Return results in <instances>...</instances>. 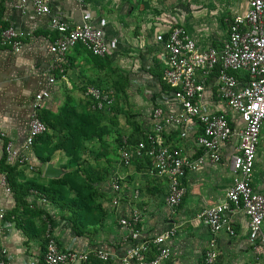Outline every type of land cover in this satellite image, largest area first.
<instances>
[{"label":"crops","instance_id":"obj_1","mask_svg":"<svg viewBox=\"0 0 264 264\" xmlns=\"http://www.w3.org/2000/svg\"><path fill=\"white\" fill-rule=\"evenodd\" d=\"M13 3V0H0V6L3 7L0 26L4 29L12 27L20 34V47L16 51L10 44H2L0 35V158L4 153L5 142H12L15 149L27 158L25 164H19L16 168L17 184L35 182L39 186L50 187L52 191H58L61 196L54 199L56 194L53 197L45 196L38 190L30 189V194L24 197L28 206L23 208L16 204L13 193L5 189L2 183L4 176L0 172V213L4 214L0 219V248L7 249L11 257V259L7 258L8 263L28 264L39 259L44 250L47 231L61 248L80 251L95 246H106L121 254L123 251L121 242L123 229L117 224V217L127 213L131 206H137L143 209L141 227L146 235L154 236L171 226L177 228L175 237L170 241L173 255L165 264H198L202 260L203 252L198 258L195 253H189V255L188 250L189 247H193L194 243L191 242L196 239L198 233L204 235L206 241L202 249L204 251L209 240L208 234L210 236L209 229L192 220L190 229L186 230L183 223L186 219H179L182 216H178V211L184 199L188 201L194 197L201 202L205 198V205H207L205 207L211 206V201L218 200L213 203L215 204L223 199L224 191L231 182L230 156L234 152L235 141L232 144L229 140L225 144L223 159L220 163L205 164L198 171L187 175L184 180L187 193L174 214H169L164 205V197L167 192L166 182L161 178L145 176V163L133 161L130 166L124 167L119 162L118 152L114 150L116 157L109 162V173L103 179L93 181L99 186L103 181L104 190L107 187V197H102L99 193L101 198L99 201L106 213L102 221L88 226L82 235H77L72 228V210L66 204L77 193L75 192L73 195L69 188L64 187L70 184L61 186L57 183V180L63 177V170L60 171V168H65L64 161L66 159L69 162V158L66 156L62 160L63 156L59 154L61 149L54 150L52 144L49 147V145L40 143L39 137L36 140L29 139L27 130L28 120L33 111H36L39 118L47 123L46 133L48 134L56 133L60 126L66 127V122L62 118L56 117V114L59 113L58 109H60L58 101L61 99L57 91L61 88L68 89L65 88V85H61L63 80L70 87L74 84H80L83 87L81 98L86 103L87 109L88 100L83 94L87 86H107L114 89L113 82H117V76L113 78L109 70L106 69V65H111L120 73L126 72L124 74H127L128 79L134 73L151 75L145 81L142 79L144 81L143 88L150 90L149 93L130 92L129 84H126V98H123L128 103L126 123L122 124L124 127L117 126L123 134L131 133L133 129L137 128L142 134L148 130L151 127L150 114L153 107L159 105L157 99L162 87L159 80L161 73L159 56L162 49L160 44L155 42L154 34L165 30L172 24L171 21H175L177 18L182 21L179 14L175 17V12H172L175 0H83L82 2L51 0V14H61L72 25L79 22L83 12L88 11L93 22L103 29L107 38H119L116 51L105 58L94 56L89 52L95 61L96 59L99 61L97 65L88 60V55L86 56L88 51L82 45H77L69 50L67 53L68 72L60 77L49 71L53 56L51 41L56 37V33L48 27L49 16H37L32 12L22 14L15 9ZM206 4H221L224 8L222 13H225L222 21L217 15H213V21L217 24L212 27L210 33L200 36L196 33L198 30L195 25H188L189 29L186 23H182L202 48L219 46L222 43L227 36L229 17L244 10L246 1L207 0ZM101 65L105 69L99 68ZM116 96L118 97L117 93ZM122 101V98H116L112 109L115 114V109L119 105L123 106ZM167 107L171 109L173 105ZM208 108L225 111L227 109L220 100L217 101L216 108L213 105H209ZM51 113H55L52 119H50ZM76 127L81 128L82 125ZM261 136L262 152L259 151L256 161L262 164L260 170H254L252 183L256 190L264 192V123L261 128ZM168 139L179 143L187 150L192 143L191 138L178 140L176 132L173 130ZM232 139L235 140L234 137ZM116 146L117 144L114 145V148ZM61 151L65 154L67 149L62 148ZM44 157H47L46 161L42 159ZM15 161L11 158L7 159L9 164H13ZM65 171L68 173L69 169ZM115 174L123 178L122 197L116 207L111 204L113 195L110 188L111 177ZM219 179L225 182L221 199L219 197L222 193L217 194L216 197L215 191V193L210 192L209 194V191L201 190L202 181L219 182ZM69 181L74 191L77 188L80 191L79 195H84L83 188H78V186L83 182L89 183L88 180H78L79 184L72 179ZM135 189L139 191L137 199L132 198ZM210 191L212 190L210 189ZM87 195L85 197L88 199ZM46 216L50 222H46ZM231 220L237 235L230 236L223 231L218 235L217 252L220 261L218 260L216 264H251L253 254L249 251V246L252 243L247 239V218L243 212H237L231 214ZM252 246L255 248L256 245L252 244ZM256 252L262 251L256 249ZM260 259L262 260V258ZM87 264H120V261L117 258L112 262H101L92 258Z\"/></svg>","mask_w":264,"mask_h":264},{"label":"built area","instance_id":"obj_2","mask_svg":"<svg viewBox=\"0 0 264 264\" xmlns=\"http://www.w3.org/2000/svg\"><path fill=\"white\" fill-rule=\"evenodd\" d=\"M82 2L83 0H77ZM245 9L228 19L227 36L219 46L200 47L186 27L172 22L154 34L161 46L159 63L162 84L158 106L150 114L151 127L135 143L121 133L116 146L119 162L130 166L133 161L145 163V176L166 182L164 205L174 214L187 193L184 180L189 173L205 164H218L223 159L225 144L233 137L234 152L230 156L231 182L219 202L202 209L198 217L209 229V240L198 264H214L218 256V235L223 231L236 236L231 214L243 212L247 218V239L264 252V192L253 187L252 177L264 123V0H245ZM16 10L25 14L49 16L48 27L56 33L51 41L53 53L49 71L64 76L69 50L82 45L94 56L105 58L116 51L119 38H107L103 29L85 11L79 22L69 24L61 14H51V0H13ZM20 34L12 27L1 31L2 44L20 47ZM165 86V87H164ZM164 90V91H163ZM88 109L101 117L108 127L117 130L107 119L114 111L116 92L112 87L87 86L83 92ZM225 110L216 108L217 101ZM168 105H173L168 109ZM168 109V110H167ZM28 137L34 139L47 131L46 123L33 111L28 120ZM178 140L192 139L188 150L169 140L171 131ZM5 151L20 165L27 158L8 141ZM122 176L111 177L112 206L120 203ZM3 185L9 188L3 179ZM138 189L132 193L137 199ZM0 213V219L3 218ZM143 209L131 206L117 217L123 229V251L95 246L85 250L61 248L47 231L45 249L39 259L28 264H87L94 258L120 264H165L172 255L170 241L177 228L171 226L154 236L141 227ZM6 248H0V264H9ZM20 264V263H18Z\"/></svg>","mask_w":264,"mask_h":264},{"label":"rangeland","instance_id":"obj_3","mask_svg":"<svg viewBox=\"0 0 264 264\" xmlns=\"http://www.w3.org/2000/svg\"><path fill=\"white\" fill-rule=\"evenodd\" d=\"M206 2L207 0H175V4L172 6V12L173 11L175 12V15H174L175 17H177L178 16L177 14H179L180 17H182V21H180L179 18H177V20L171 21V22L180 23V24L184 22V24L186 23L188 28H189L188 25L193 24L195 25V28L198 30L196 33L199 34L200 36L210 33L212 31V27L217 24L213 21V15H217L220 21H222V18L225 17L224 15L225 13H222L224 8L222 7L221 4H206ZM169 15L174 17L172 14H169ZM87 53L88 54H86V56L88 55L87 58L89 61H91V63L93 62L95 63V65L99 64V61L97 59L95 61V59L92 58V55L89 52ZM105 67L107 70H109L110 74H112L113 78H116L117 76V82L114 81L113 86L118 95V97L116 96V98H122L123 106L119 105L115 109L116 115L114 116V121L116 122L117 126L124 127L122 124L126 123L125 116L127 114L126 108L128 106L127 101H125L126 99H123L126 96V88H125L126 84H129L128 90H130V92H135V93L137 92V94L144 93V92L149 93L150 90L144 89L142 83L147 78H150L151 75L148 74L147 72H146L147 74L144 73L142 75L134 73L133 76H130L128 79L127 78L128 76H126L127 74H124L126 72L123 71L122 73H120L116 70V68H112L111 65H106ZM99 68L105 69L102 67V65L99 66ZM66 72H68V70ZM107 73L108 71L106 72V74ZM142 79H144V81H142ZM61 85H65V88H68V89L61 88L57 91L59 93L58 94L59 98L61 99L60 101H58L59 102L58 108L60 109H58L59 113L58 115L56 114V117L59 119L62 118L66 122V124L64 123L66 127L60 126V128L57 130L56 133H49V134L44 133L43 135L39 137L38 140H41L40 143L49 145V147L53 145L52 147H54V150L56 149L62 150V148H64V150L67 149L65 153L66 155L64 153H61L62 152L61 150L59 151L60 152L59 154L63 156L62 160H64L66 156H68L69 158V162H67L66 159L64 161L65 168H62V169L60 168V171L63 170L62 171L63 176H65L66 174L65 170L69 169L68 172L72 174L70 179L76 182H78V180H85V179L87 180L88 178H90L88 173H90L91 175L94 174V177L98 175L104 177L110 171L109 162L111 160H114L113 158L116 157L114 153V143L111 142V138L112 136H114L113 132L108 131L103 127H100L96 122H94V120L92 119V116L90 115L91 113L87 109L86 103L81 98L83 87L80 84L79 85L74 84L72 87H70L63 80ZM140 87H142V89H140ZM54 114L55 113H51L50 119H52ZM86 119L91 120V124H89L87 131L88 130L89 132L97 131V133H100V136H93L94 138L93 137L82 138V136L77 135V133L73 132L72 130L69 132V129H71L67 127L69 122H71V125L79 126ZM261 138L262 136L260 133V143L258 145V150H257L258 154H259V151L262 152ZM234 141L235 140L233 139L230 140L232 144H234ZM59 154L57 153V156ZM46 159L47 157L43 158L44 161H46ZM59 160L61 161V159ZM261 164L262 163H259L256 161L254 170H257V169L260 170ZM79 183L80 182H78V184ZM201 183H202L200 186L201 190H204L207 192L209 191V194L210 192L215 191L216 193L215 192L214 193L216 194V197H217V194L222 193L219 199L222 198L223 196L222 190L224 189V186H225L224 180L219 179V182L202 181ZM64 187L69 188V191H71V194L75 195V191L70 187V185H66ZM104 187L105 185L103 181L101 182L100 186L97 183L95 184L93 181H89V190L85 188H83L82 190L84 195H86L89 191H91L92 198L88 200V202L89 204H91V208L94 209V213L95 215H97L98 218L100 217L101 212H102V210L100 209L102 208L101 207L102 204L99 201L101 199L99 196V193H101L102 197L103 196L107 197L108 195L107 187L105 188V190H104ZM210 189L212 191H210ZM32 192H35V191H32ZM185 200L186 199H184L183 204L181 205L178 211L179 213L178 216H182L179 219L181 218L186 219V221H183L185 229L186 230L190 229L189 228L191 226L190 222L192 220L194 221V223L196 222V224L198 225L207 227L204 221L198 217L199 212L202 209H204L205 206H207L205 205L206 203V201H204L205 198H203L201 202L200 200L197 201L196 198L194 199V197L190 198L188 201H185ZM216 201L218 200L211 201V203L213 204ZM100 221H102L101 217H100L99 222ZM208 237H209V234H208ZM191 243H194V245L192 248L189 247L188 254L195 253L196 256L199 258L200 254L203 252L202 249L206 243L204 239V235H199L197 233L196 239L193 240ZM252 247L253 246L251 244L249 246V251H251L253 254V261L251 262V264H254V262L255 264H264V255H262L264 254V252H260L261 253L260 254L256 252V249L254 247L252 249ZM260 258H262V260ZM218 260L220 261L219 257L217 256L214 264H216Z\"/></svg>","mask_w":264,"mask_h":264},{"label":"trees","instance_id":"obj_4","mask_svg":"<svg viewBox=\"0 0 264 264\" xmlns=\"http://www.w3.org/2000/svg\"><path fill=\"white\" fill-rule=\"evenodd\" d=\"M2 10H3V7L0 6V23H1ZM3 29H4V27L0 28V35H1V31ZM56 75L60 77V75L58 73H56ZM90 113H91L90 115L92 116V119L94 120V122H96L100 127H103L106 130L113 132L114 136H112L111 142L114 143V145L118 144L120 141L121 131H119V129L114 131L113 128L108 127L106 124L103 123V121H101V117L98 114H96L92 111H90ZM115 115L116 114L113 113L111 116L107 117V119L113 124L114 129L117 128L116 122L114 121ZM43 121L45 122V120H43ZM89 124H91V120L86 119L84 122H82V124H81L82 127L81 128L79 127L80 129L74 125H71V122L68 123V127L71 128V130H75L73 132L77 133V135L82 136V138L100 136V133H97V131H95V132H88L87 131ZM46 125H47V123H46ZM46 132H44V133H46ZM69 132H70V129H69ZM43 134H41V135H43ZM127 134H128V141L130 143H135L144 137L142 132L138 128L133 129V131L131 133L129 132ZM41 135H39L38 137H40ZM38 137L34 138V140H36ZM7 143H8V141H6L4 144V153H3L2 157L0 158V172L3 174L4 180H5L8 188H9V190L13 193L16 204L20 205L23 208L28 206V202L26 201V199H24V197L30 194V189H37L40 194H44L45 196L51 195L53 197L56 194L53 198L54 199L57 197L59 198L61 196L60 193L58 191L57 192L52 191L50 187L39 186L35 182H31L28 184H22V185L17 184L16 179H15V174H16V168L19 165V163L17 161H15L13 164H9L7 162V159L9 158L6 151H5V146ZM114 150L117 151L116 148H114ZM88 175L90 177L87 179L88 181H95V180L97 181V180L103 179V176H100V175L95 176V177H94V174L91 175L90 173H88ZM71 176H72V174H70L68 172L65 174V176L58 179L57 183L61 184V186L62 185L64 186L66 184L71 185V183L69 181ZM80 187L89 190V183L86 184L83 182V184L81 183L78 186V188H80ZM75 192L77 193V195L75 197L71 198V200L67 201L66 204H68V207L72 210V213H73V219L71 220V222H72V228H73L75 234L82 235L88 226L94 225L97 222H99L100 217L103 219L106 212L103 210V208H100L102 210L100 217L98 218L97 215H95L94 209L91 208V204H89V202H88V200H90L92 198L91 197V191H89L87 193L88 199L85 197V195H79L80 191L77 188H75ZM45 219H46V222H48V221L50 222V220L47 216ZM44 249H45V240H44Z\"/></svg>","mask_w":264,"mask_h":264}]
</instances>
